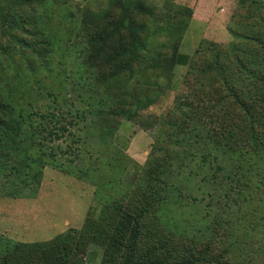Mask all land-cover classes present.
<instances>
[{
	"label": "rangeland",
	"instance_id": "1",
	"mask_svg": "<svg viewBox=\"0 0 264 264\" xmlns=\"http://www.w3.org/2000/svg\"><path fill=\"white\" fill-rule=\"evenodd\" d=\"M8 11L30 25L0 17V99L16 108L0 115V261L7 242L51 241L119 203L145 210L143 251L182 256L212 241L200 264H264V170L248 185L213 175L173 126L184 116L190 125L191 106L222 89L209 63L235 73L257 48L264 0H0V16ZM125 14L142 62L102 80L112 71L90 60L89 34ZM176 22L187 28L174 36ZM175 45L187 63L170 77L151 72ZM233 226L235 237L220 235ZM90 250L87 264H99L103 248Z\"/></svg>",
	"mask_w": 264,
	"mask_h": 264
},
{
	"label": "trees",
	"instance_id": "2",
	"mask_svg": "<svg viewBox=\"0 0 264 264\" xmlns=\"http://www.w3.org/2000/svg\"><path fill=\"white\" fill-rule=\"evenodd\" d=\"M17 1L26 3L33 0ZM0 17L8 26L28 31L30 22L17 13L8 11ZM186 28L185 22H176L170 27V32L175 36L174 32L179 33ZM255 40L257 48H252L238 60L235 73L220 64L209 63L212 83H221L222 89H214L215 94L211 92L213 96L206 103L207 108L201 101L191 106L190 125L185 116L173 121L174 129H180L178 135L183 144L192 146L189 152L194 151L195 146L200 147L201 160L213 171V175L223 171L228 177L233 174L247 185L254 172L258 174V171L264 170V29L257 33ZM88 41L90 60L103 58L112 71L102 80L115 78L120 81L123 79L122 72L131 74L133 66L142 62L138 30L127 14L113 28L107 25L89 34ZM154 62L151 72L170 77L176 65L187 63V57L175 45L169 56L154 59ZM15 109L12 102L6 103L0 99V115L5 114L6 110L15 113ZM144 211L130 207L125 209L118 203L107 206L100 221L92 215L81 229H71L51 241L27 245L7 242L4 253L7 257L0 264H87L91 261L90 248L95 245L103 248L99 264H200L208 260L206 252L213 249L212 241L203 242L200 252L185 247L182 256L172 250L165 252L161 249L159 255L157 248L154 254L149 249L141 250L139 239L143 225L140 221ZM236 228L233 226L231 232L225 230L220 235L225 239L229 236L233 238ZM216 242L223 246L225 240L216 238ZM12 252L16 256L10 261L8 255Z\"/></svg>",
	"mask_w": 264,
	"mask_h": 264
}]
</instances>
